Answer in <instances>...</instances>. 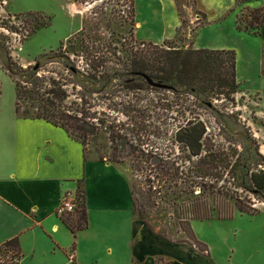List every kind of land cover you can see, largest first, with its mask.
Instances as JSON below:
<instances>
[{"label":"rangeland","instance_id":"1","mask_svg":"<svg viewBox=\"0 0 264 264\" xmlns=\"http://www.w3.org/2000/svg\"><path fill=\"white\" fill-rule=\"evenodd\" d=\"M63 1L0 0V26L5 27H0V93L7 97L0 107L16 102L15 85L32 81L34 75L41 80L42 92L51 90V81L62 87L70 114L81 119L84 113L89 123L100 126L86 143L87 156L120 166L131 181L137 213L161 243L163 256L154 264H264V194H256L251 183L252 174L264 170V98L254 93L264 90V36L236 32L233 16L210 21L198 36L207 20L195 0L179 1L187 23L161 46L189 50L197 45L237 55L238 93L206 104L190 94L153 90L129 73L132 55L144 48L135 37L133 0H70L78 17ZM152 1L134 0L141 19L150 20L148 6L159 4ZM247 1L237 3L242 26L250 15ZM204 6L214 17L234 8L235 0H205ZM83 7L91 10L81 15ZM28 13L52 18L50 27L32 34L38 18ZM81 20L85 28L77 32ZM164 22L168 34L169 29L175 34L177 16L171 9L158 20L162 32ZM27 103L22 102V111ZM28 108L35 116L37 110ZM196 117L207 126L203 152L197 157L176 139L180 124ZM0 143H13L1 128ZM161 166L170 169L168 176L159 171ZM208 169L213 175H204ZM239 198L255 211L241 213L236 207ZM197 200L211 216L187 220L185 233L182 210ZM217 207H229L233 217L220 219Z\"/></svg>","mask_w":264,"mask_h":264},{"label":"crops","instance_id":"2","mask_svg":"<svg viewBox=\"0 0 264 264\" xmlns=\"http://www.w3.org/2000/svg\"><path fill=\"white\" fill-rule=\"evenodd\" d=\"M69 1H63L64 8L78 17ZM195 1L208 22L199 27L198 36L210 21L227 16L234 17L236 32L245 33L237 29V0L234 8L214 17L204 6L205 0ZM152 2L159 4L148 6L149 21L140 18L135 6V37L160 45L175 38L182 23L175 0ZM245 8L264 9V0H249ZM170 9L177 16L172 35L165 22L164 32L158 23ZM90 10L83 7V12L78 13L84 15ZM83 28L81 20L77 32ZM260 36H264V26ZM263 53L264 48L262 57ZM263 67L261 62L262 70ZM254 93L264 98V90ZM6 99L0 93V103ZM16 102L0 107V128L13 139V143H0V245L19 237L21 264H154L161 258V243L137 213L131 181L121 167L87 156L83 145L63 128L45 120L19 117ZM27 128L35 134L27 132ZM79 189L85 192L89 227L75 236L63 223L58 209L64 200L76 205Z\"/></svg>","mask_w":264,"mask_h":264},{"label":"trees","instance_id":"3","mask_svg":"<svg viewBox=\"0 0 264 264\" xmlns=\"http://www.w3.org/2000/svg\"><path fill=\"white\" fill-rule=\"evenodd\" d=\"M175 1L182 26L184 27L187 23L184 16V9L179 3L180 0ZM238 2L239 0H237ZM199 14L205 20L207 19L205 14L201 12ZM27 15L37 16L38 18L36 19L35 27L32 29V34L42 28H48L51 25L52 18L44 16L41 13H28ZM131 15L133 27H135L134 0L132 2ZM245 23L246 26H242L240 18L237 17V29L240 32L260 36L261 29L264 26V9L250 10L249 18L245 20ZM0 27L5 28L4 26ZM142 45L144 48L138 49L132 55L129 73L133 77L142 78L145 82L146 80L142 76L146 75L154 82L169 88V90L160 89L161 91L182 95L190 94L196 97L201 103L211 104V99L221 96L230 99L240 89V84L237 80V55L235 51L209 49L182 50L173 47L168 49L161 45L144 42ZM5 71L11 74V69ZM40 82L41 80L34 75L32 81L26 83L19 82L15 85L17 97L16 113L25 119H41L56 127L63 128L71 138L83 145L85 154H87L86 143L97 134L100 126L95 122L89 123L87 121L88 117L84 113H82L83 117L81 119L74 118L70 114V111L64 106L66 93L56 81H51V90H46L45 92L40 90ZM150 88L159 90L154 87ZM24 101L28 102V107L37 110L35 116L27 106L22 111V102ZM198 106H200V103ZM75 131L78 132L77 138L73 136L76 135ZM109 133H111L112 142L115 143L113 131H109ZM206 135V124L196 117L180 124L176 139L179 143L184 144L192 155L197 157L202 155V143ZM80 138L83 139V143L79 140ZM206 166L214 168L215 164L213 162H207ZM165 168L166 166H161L159 167V171L168 176L170 169ZM210 174L213 175L209 169L204 171L205 176H210ZM251 183L257 192L256 194H264V170L253 173ZM198 187L201 188V185L199 184ZM201 189L203 190V188ZM83 193L85 195L82 189L78 190L76 212L62 217L65 226L75 236L78 232L84 231L89 227L87 203L86 201L81 202ZM236 207L241 213L249 214L255 211L253 207L246 205L241 198L237 199ZM217 211L219 218L222 220L233 217V211L229 207L227 210L218 209L217 207ZM139 216L144 220L142 214ZM179 216L180 214L177 215L178 218H180ZM181 216L184 219L180 223L181 229L185 233H188L189 222L187 223V220H208L211 215L207 207L197 200V202L185 207L182 210ZM145 223L151 229L146 221ZM22 259L23 251L19 237H15L0 245V264H21Z\"/></svg>","mask_w":264,"mask_h":264},{"label":"built area","instance_id":"4","mask_svg":"<svg viewBox=\"0 0 264 264\" xmlns=\"http://www.w3.org/2000/svg\"><path fill=\"white\" fill-rule=\"evenodd\" d=\"M75 212H76V205L68 200H64V202L61 204V206L58 209V214L60 216H64L69 213L73 214Z\"/></svg>","mask_w":264,"mask_h":264},{"label":"water","instance_id":"5","mask_svg":"<svg viewBox=\"0 0 264 264\" xmlns=\"http://www.w3.org/2000/svg\"><path fill=\"white\" fill-rule=\"evenodd\" d=\"M142 77L146 80V82H147L150 86H152V87H154V88L169 90V88H168L167 86H164V85H162V84H160V83H156V82H154L151 78H149V77L146 76V75H143Z\"/></svg>","mask_w":264,"mask_h":264},{"label":"bare ground","instance_id":"6","mask_svg":"<svg viewBox=\"0 0 264 264\" xmlns=\"http://www.w3.org/2000/svg\"><path fill=\"white\" fill-rule=\"evenodd\" d=\"M79 12V11H78ZM81 12V11H80Z\"/></svg>","mask_w":264,"mask_h":264}]
</instances>
